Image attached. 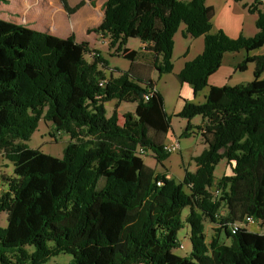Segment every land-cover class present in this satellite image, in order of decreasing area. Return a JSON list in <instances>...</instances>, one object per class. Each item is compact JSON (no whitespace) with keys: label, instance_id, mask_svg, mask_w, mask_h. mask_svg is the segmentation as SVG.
<instances>
[{"label":"trees","instance_id":"trees-1","mask_svg":"<svg viewBox=\"0 0 264 264\" xmlns=\"http://www.w3.org/2000/svg\"><path fill=\"white\" fill-rule=\"evenodd\" d=\"M59 1L68 15L84 4ZM212 16L206 0H106L92 31L108 38L109 56L131 63L117 77L87 42L0 18V156L12 164V175L2 176L0 264H44L60 254L71 256L69 264H264V233L233 232L246 216L264 227V51L236 66L254 65L251 82L208 85L224 54L264 47V10L249 38L211 32ZM180 25L183 36L202 37L203 49L176 79L193 95L207 92L203 103L184 100L178 114L201 117L203 124L186 125L182 136L197 134L205 147L192 158L195 170L184 168L176 181L144 164L147 155L158 165L170 156L164 150L170 117L155 82L132 75L137 52L125 46L140 40L153 70L169 74ZM112 100L107 116L104 104ZM120 103L135 108L120 118ZM41 119L52 135L68 137L61 158L25 144ZM223 160L230 174L216 180ZM205 222L215 226L209 242ZM184 227L191 250L181 257L173 251Z\"/></svg>","mask_w":264,"mask_h":264},{"label":"rangeland","instance_id":"rangeland-1","mask_svg":"<svg viewBox=\"0 0 264 264\" xmlns=\"http://www.w3.org/2000/svg\"><path fill=\"white\" fill-rule=\"evenodd\" d=\"M206 3L213 9V16L211 19V32L222 31L230 39H236L240 35L249 38L253 37L258 32L255 26L257 11L264 10V3H258L255 0H207ZM250 7L255 8L253 12L248 11ZM3 14L4 13L2 12V15ZM182 27L183 26L180 25L173 36L172 72L164 75H158L157 73H154L156 85L164 99V109L167 115L170 117V129L166 135L165 141L166 143H175L177 140L179 142V149L172 154L169 153L170 156L163 161L162 165H158L151 157V155L143 157V161L146 166L157 168L158 171H161L166 175L169 174V177L174 178L176 181L182 179L184 168H186L190 172H193L195 170V165L192 161V157L199 155L204 148L202 145V139H200L199 135L191 134L187 138L182 136V132L186 125L189 124L192 127L197 126L194 124L195 122L200 121L201 117L196 116L190 120H187L183 117H180L178 114L182 109L184 100L192 102L194 104L203 103L204 95L207 92V88H205L202 91L198 92L196 95H193V91L190 86L186 84L179 85L176 79V75L183 67V64L186 61L194 59L202 52L203 49L202 38H190L183 36ZM94 28L87 30L86 34H90L91 32H93L92 30ZM70 36L74 37V35ZM77 37L78 39H84L83 33L80 34L77 32ZM139 41L140 40L138 39H129L126 43L127 47L137 50ZM95 50H97L101 54V56L108 61L110 69L127 70L129 65L131 64L128 60L123 59L122 57L109 56V54L107 53V47H105V45H102L100 42L96 44ZM258 50L259 52H262L264 51V47ZM258 50H254L249 53L242 50L241 52L224 54V59H222L221 66L214 74L209 77L208 80L211 83H214L215 86H235L251 82L253 80L254 65L252 63H248L244 71H239L236 69V64L242 59V57L245 58L250 53L254 54ZM86 58L89 59V56H87ZM261 79H264V75L263 77H261ZM116 103L117 102L115 100H112L104 104L107 116H110L111 113L115 110ZM133 105L134 104L132 103H120L117 108V113L119 114V116H121L123 115V113L131 112L133 111ZM194 132H196L195 128L192 129V133ZM68 140L69 139L67 136L59 134L52 135L50 123L44 122L41 119L38 122V126L35 132L32 134L30 140L25 142V144L29 148L38 149L44 154L61 158L63 149L66 146ZM229 174V166L224 160L221 161L214 170V177L216 180H218L223 175ZM11 175L12 164L7 159L0 156V194L5 190V183L2 180V176L10 177ZM186 213L187 210H184L183 216ZM5 226L6 214L1 213L0 227L4 228ZM204 228L206 240L207 242H209L210 238L213 236L215 226L213 224L205 222ZM244 228L252 232L264 233V227L261 228L259 224H250L245 226ZM187 235V227H184V229H182L178 234V239L184 244L183 249L176 248L173 251L178 256H187L191 250V245ZM221 239L222 241L227 242L226 239H223V236L221 237ZM70 260L71 256L60 254L58 256L51 257L49 261L44 264H69Z\"/></svg>","mask_w":264,"mask_h":264},{"label":"crops","instance_id":"crops-1","mask_svg":"<svg viewBox=\"0 0 264 264\" xmlns=\"http://www.w3.org/2000/svg\"><path fill=\"white\" fill-rule=\"evenodd\" d=\"M66 1L70 7L75 6L80 1H83L84 4L76 12H74L71 15H68L64 11L59 0H0V18L4 21L22 25L24 27H27L35 31L46 32L59 38H67L70 35H74L75 41L77 43L85 41L88 43L91 49H95L96 44L100 42L102 45H105V47H107V53L109 54L108 46H107L108 44L107 37H104L101 34L95 32L86 34L87 30L97 27L100 24L103 17V5L106 0H66ZM206 5L210 6L207 3ZM2 12L4 13L3 15ZM77 32L80 34L83 33L84 39H78ZM202 43H203V39H202ZM125 47L129 50H133L137 52V55L135 56V59L133 61L132 75L140 80H149V79L153 80L155 82L156 89L158 90L156 81L154 79V73L156 72L153 70L152 53L147 49H145V44L140 41L137 50L127 47V44ZM262 52H259L258 50L254 54L250 53L249 56L258 55L261 54ZM243 59L244 58L242 57V59L238 61V63L241 62ZM112 70L114 71L113 76L117 77L119 75L117 69H112ZM120 71H126V70H120ZM263 75L264 73L262 74L261 77H263ZM208 84L210 86H215V84L211 83L209 80H208ZM134 108H135V104L132 106V110H134ZM202 124L203 121L202 119H200V121L195 122L194 125L198 126ZM176 142L178 141L176 140ZM164 143L166 145L173 144V143H166V141H164ZM202 145L203 147H205L203 141H202ZM149 168H152L156 173H163L161 171H158L157 168H153V167H149ZM166 176L169 177V174H167Z\"/></svg>","mask_w":264,"mask_h":264},{"label":"built area","instance_id":"built-area-1","mask_svg":"<svg viewBox=\"0 0 264 264\" xmlns=\"http://www.w3.org/2000/svg\"><path fill=\"white\" fill-rule=\"evenodd\" d=\"M255 1H257L258 3H264V0H255ZM102 83H103V82H100V85H102ZM146 99H147V97H146ZM178 149H179V144H178V142H175V143H173V144H169V145H166V144H165V146H164V150H165L166 152L170 153V154L176 152ZM138 152H139L140 154H144L143 151H142L141 149H139ZM156 185H157V186H160V182H157ZM212 195H213V197H217V196H218V191L215 190V189H212ZM255 223H256V222H255L251 217L246 216V217L244 218V220H243L241 223H239V224H234V225H233V232H234L238 227H245V226H247V225L255 224ZM178 248H179V249H183V248H184V244H183L181 241L179 242Z\"/></svg>","mask_w":264,"mask_h":264}]
</instances>
